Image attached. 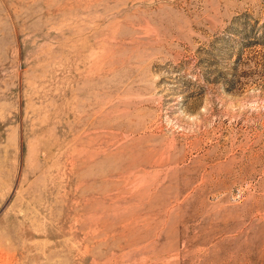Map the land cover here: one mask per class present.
I'll return each instance as SVG.
<instances>
[{
    "label": "rangeland",
    "instance_id": "rangeland-1",
    "mask_svg": "<svg viewBox=\"0 0 264 264\" xmlns=\"http://www.w3.org/2000/svg\"><path fill=\"white\" fill-rule=\"evenodd\" d=\"M0 264H264V0H0Z\"/></svg>",
    "mask_w": 264,
    "mask_h": 264
}]
</instances>
